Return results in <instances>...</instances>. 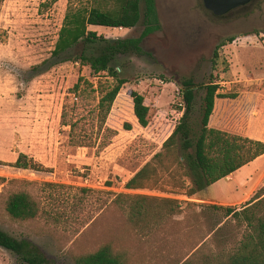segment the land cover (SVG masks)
<instances>
[{
    "label": "rangeland",
    "instance_id": "374dc122",
    "mask_svg": "<svg viewBox=\"0 0 264 264\" xmlns=\"http://www.w3.org/2000/svg\"><path fill=\"white\" fill-rule=\"evenodd\" d=\"M44 1L0 0V228L33 240L59 264H75L74 255L109 240L129 249V264H176L206 236L191 256L193 264L203 256L236 248L244 226L209 205L240 209L251 193L221 204L211 197L212 193L228 199L218 187L189 198L172 193L165 184L128 190L125 183L172 133L184 107L179 88L188 79L204 84L213 72L220 93L236 95L215 99L212 127L264 141V0H253L224 15L208 10L203 0H155L161 27L143 37L145 53L130 52L113 62L128 82L102 124L99 85L113 84V77L94 74L89 66L71 60L35 68L51 57L69 0L49 7L41 5ZM81 1L72 0L74 5ZM141 9V20L132 28L90 29L112 40L140 37L145 29L144 0ZM79 77L83 80L76 89ZM131 90L142 93L151 106L146 127L133 115ZM203 93L196 90L197 119ZM127 121L132 123L129 130L124 128ZM20 153L45 170L15 167ZM258 168H264V160ZM252 181L249 178L244 185ZM262 184L264 171L252 189ZM242 189L228 192L237 195ZM20 190L40 201L45 211L41 216L27 221L11 218L6 199ZM120 192L196 205L186 208L184 204L186 210L174 219L134 229L117 207L97 208ZM0 264L22 263L12 251L0 247Z\"/></svg>",
    "mask_w": 264,
    "mask_h": 264
},
{
    "label": "trees",
    "instance_id": "16d2710c",
    "mask_svg": "<svg viewBox=\"0 0 264 264\" xmlns=\"http://www.w3.org/2000/svg\"><path fill=\"white\" fill-rule=\"evenodd\" d=\"M57 1L46 0L41 5L49 7ZM144 1L145 29L142 36L112 40L99 34L97 30L90 29V26L132 28L141 20L142 0H83L77 5L69 0L51 57L35 67L39 69L45 65L71 60L89 66L94 74L107 73L113 77V84L99 85L101 97L98 109L101 124L107 118L121 88L128 82L120 75L113 62L130 52L145 53L141 45L143 37L161 27L155 0ZM232 40L233 37L228 39L229 42ZM75 47L78 50L71 54ZM217 57L216 51L214 64ZM52 59L56 61L50 63ZM82 80L83 77H79L76 89L80 87ZM219 89L213 72L204 84H197L192 79L184 81L179 88L184 103L181 117L161 148L126 181V189L156 188L165 184L172 193L189 198L201 196L207 194L213 183L264 154L263 140L210 126L215 99L236 97L233 93H220ZM196 90L204 91L198 119L195 118L194 105ZM129 95L133 102V115L139 125L146 127L150 122L151 106L146 103L142 93L131 90ZM124 128L131 129L132 123L125 122ZM13 165L23 169L45 170L26 153H20ZM107 185L112 186L111 181ZM93 191L91 188V192ZM184 204L187 205L186 208L196 205L188 200L171 197L120 192L97 208L102 211L104 208L117 207L126 214L127 222L134 229H144L149 228L155 220L174 219L186 210ZM209 206L215 210H223L226 217H232L236 224L244 226V234L232 251L203 256L197 264H264V185H260L240 209L234 205ZM5 207L11 218L18 221L36 219L45 212L40 201L25 190L10 193ZM207 239V236L199 239L194 251L176 264H193L191 256ZM0 247L16 254L22 264H59L33 240L15 237L1 228ZM129 253L126 246H116L114 241L109 240L94 250L74 255L73 259L75 264H129Z\"/></svg>",
    "mask_w": 264,
    "mask_h": 264
},
{
    "label": "crops",
    "instance_id": "0c3cea01",
    "mask_svg": "<svg viewBox=\"0 0 264 264\" xmlns=\"http://www.w3.org/2000/svg\"><path fill=\"white\" fill-rule=\"evenodd\" d=\"M92 27L94 28V27H102V26H93L92 25ZM210 120H211V117H210ZM261 160H264V154L260 155L255 160L251 161L250 163L242 166L240 169L231 173L226 178H222V179L216 181L208 189V191L211 193L212 190L214 191V190H217L219 188L222 191V194H225L228 196V199L216 198L217 195L213 196L212 193H211V197L214 200H218V202L221 204H227L228 202L238 200L244 196L246 197L250 193L252 194L255 191V188L252 189V184L254 183V181H256L259 178L262 171H264V168L263 169L258 168V163ZM249 167H251V168H249ZM249 178H253V181L251 183H249L248 186L244 185V183L247 182ZM222 186H227V187L223 188ZM237 188L238 189L243 188L239 192V194H237V195L232 194L231 192H228L229 189H232V191H233V189L237 190Z\"/></svg>",
    "mask_w": 264,
    "mask_h": 264
},
{
    "label": "water",
    "instance_id": "95a60500",
    "mask_svg": "<svg viewBox=\"0 0 264 264\" xmlns=\"http://www.w3.org/2000/svg\"><path fill=\"white\" fill-rule=\"evenodd\" d=\"M252 1L253 0H203L204 6L215 15H224Z\"/></svg>",
    "mask_w": 264,
    "mask_h": 264
}]
</instances>
